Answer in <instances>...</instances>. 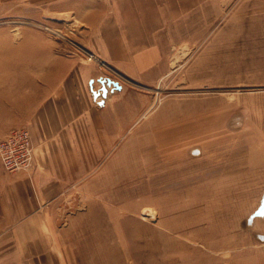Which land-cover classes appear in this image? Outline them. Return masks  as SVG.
Returning a JSON list of instances; mask_svg holds the SVG:
<instances>
[{
	"label": "rangeland",
	"instance_id": "rangeland-1",
	"mask_svg": "<svg viewBox=\"0 0 264 264\" xmlns=\"http://www.w3.org/2000/svg\"><path fill=\"white\" fill-rule=\"evenodd\" d=\"M55 4L0 0V56L30 55L43 36L47 54L85 66L95 107L85 122L106 110L94 136L46 145L59 159L38 167L32 139L31 168L0 160V192L20 180L48 189L40 228L54 264H264V56L249 59L238 29L200 32L197 10L180 41L162 40L166 69L141 78L98 57L84 24ZM10 79L0 70V95ZM3 123L0 139L28 129Z\"/></svg>",
	"mask_w": 264,
	"mask_h": 264
},
{
	"label": "crops",
	"instance_id": "crops-1",
	"mask_svg": "<svg viewBox=\"0 0 264 264\" xmlns=\"http://www.w3.org/2000/svg\"><path fill=\"white\" fill-rule=\"evenodd\" d=\"M43 1L47 2L40 0L41 5ZM55 3L57 10L64 13L69 9L84 24L89 32L86 45L98 57L141 78L159 77L166 69L168 61L162 57V40L167 38L171 45L180 41L181 33L191 31L182 22L197 10L200 32L212 30L220 38L221 32L238 29L245 36L249 59L264 56V0H55ZM209 15L215 16L216 23L209 25ZM224 15L228 17L226 23ZM24 31L31 35L34 32L27 28ZM38 37L42 40L28 41L29 49L32 46L37 49L34 54L32 49L25 56L13 49L11 55L0 56V70L5 69L11 75V87L0 95V120L5 128L22 122L29 129L38 149L36 162L40 167L47 158L59 159L58 155H45L46 145H56L53 150L60 151L57 148L60 144L73 145L80 136H94L97 122L104 125L106 110L99 120L85 122L95 115V107L81 86L85 66L77 60L65 65L63 58L47 54L45 49L51 43L43 36ZM5 101L10 104L2 106ZM39 169L43 170L36 171L40 176L55 174ZM48 198V189L41 190L23 180L1 186L0 260L8 257L9 264L55 263L53 250L40 228L45 217L48 219L42 212Z\"/></svg>",
	"mask_w": 264,
	"mask_h": 264
},
{
	"label": "built area",
	"instance_id": "built-area-1",
	"mask_svg": "<svg viewBox=\"0 0 264 264\" xmlns=\"http://www.w3.org/2000/svg\"><path fill=\"white\" fill-rule=\"evenodd\" d=\"M33 155L31 134L24 127L13 128L0 139V160L7 170L31 168Z\"/></svg>",
	"mask_w": 264,
	"mask_h": 264
},
{
	"label": "bare ground",
	"instance_id": "bare-ground-1",
	"mask_svg": "<svg viewBox=\"0 0 264 264\" xmlns=\"http://www.w3.org/2000/svg\"><path fill=\"white\" fill-rule=\"evenodd\" d=\"M163 143H165V142H163ZM164 145H166V144H164ZM163 146V145H162Z\"/></svg>",
	"mask_w": 264,
	"mask_h": 264
}]
</instances>
